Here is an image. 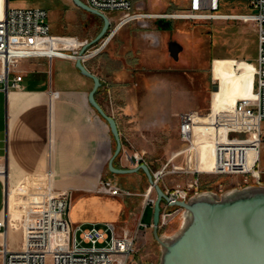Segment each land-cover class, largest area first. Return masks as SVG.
<instances>
[{
  "label": "crops",
  "instance_id": "crops-1",
  "mask_svg": "<svg viewBox=\"0 0 264 264\" xmlns=\"http://www.w3.org/2000/svg\"><path fill=\"white\" fill-rule=\"evenodd\" d=\"M70 3L72 6L66 11H70L74 17L73 7L80 8L72 1ZM5 7L18 8L11 7L9 0H0V17ZM66 17L72 18L67 14ZM120 17L121 14L118 17L110 16L113 30L108 36V43L100 52L85 58L84 65L100 79L101 86L95 93L96 101L108 115L114 117L124 137L134 123H142L146 127L147 120L142 117L146 116L148 103L146 98L139 101L135 97L136 92L141 93L150 88L153 91L154 111L162 117V93L165 89L169 90L173 82L169 78L164 79L162 73L159 74L163 67V59L158 56L161 37L136 28L135 22L119 26ZM159 19L160 27L164 23L171 25L170 22H161L165 18ZM50 27L53 35L68 36L54 32L51 23ZM95 27L99 30L98 24ZM161 32L164 34L167 30ZM150 35L157 37L158 44H153ZM149 61L155 67L153 76L147 75ZM75 64L76 59L71 58L34 57L21 60L13 69L10 81L12 83L16 76H22L19 87L11 88L8 92L0 91V160L6 165V179L10 188L30 187L37 183L40 186L45 183L46 173L50 171L53 173L55 189L68 196V218L72 223L89 225L111 222L119 231L131 232L141 218L139 212L142 201L138 196H112L102 190V180L118 182L117 177L108 174L109 162L114 153L113 136L108 123L89 102L93 81L83 76ZM253 73L252 63L249 70L241 71V77L246 79L245 84L250 92L240 99L253 96ZM237 101L229 104L212 100L213 113L209 115L208 128L193 130L199 145L208 143L207 133H217L212 126L216 116H233ZM136 110L140 112L138 118L134 115ZM245 124L232 123L240 127L247 126ZM183 153L179 152L173 158ZM254 157L255 153L251 151L248 154L250 164ZM114 164L119 168L135 167L131 152L125 149L116 163L114 160ZM197 166L205 165L198 163ZM130 178L140 184L141 174H132ZM43 195L41 189H35L28 199L32 204L40 203ZM11 198L7 194V183L0 178V217L4 214L7 217V228L3 233L0 232V247L6 245L9 250L17 251L22 248L23 242L24 200L18 205V198L14 202ZM148 208L152 206L146 210ZM152 223L146 224L147 228L139 229L135 225L136 232L144 234L151 229ZM3 263L4 258L0 254V264Z\"/></svg>",
  "mask_w": 264,
  "mask_h": 264
},
{
  "label": "rangeland",
  "instance_id": "rangeland-1",
  "mask_svg": "<svg viewBox=\"0 0 264 264\" xmlns=\"http://www.w3.org/2000/svg\"><path fill=\"white\" fill-rule=\"evenodd\" d=\"M71 1L9 0V3L11 7L46 9L54 32L64 33V35L74 37L79 41H83L82 39L93 40L98 35L97 31H99L95 29V26L98 24V28H102L103 20L76 7H73L75 15L72 17L70 11L68 13L66 11L69 6H72ZM132 1L135 8L143 13L155 15L191 13L190 0ZM218 13L244 15L251 14L253 11L250 9L247 0H220ZM66 14L72 18L69 19ZM112 15L118 17L120 14L114 13ZM160 20H145L148 25L145 28L137 22L134 25L138 29L140 28L150 33L153 32L157 37H161L158 56L163 59V67L162 70H159V74L161 75L162 73L163 78H169L173 84L172 87L168 85L171 88L169 90L165 89L162 93V117L154 111L155 103L151 96L153 91L150 88L141 93L136 92L135 97L139 101L146 98L148 103L147 110L145 109L146 116L142 117L143 120H147L145 122L146 127L142 123H134V126H130L128 135L123 137L120 134L122 148L119 155L115 158V163L124 153V149L131 152V160L135 155L142 157L152 172H163L158 184L164 191L174 188L185 189L196 177L199 178V193L212 191L220 196L234 188L241 189L250 185L264 186V142L262 143L260 161L257 167L261 174V184H257L250 175H219L210 173L214 164L213 141L217 139L218 133H213L212 136L206 134L208 143L198 146H193L192 142H183L179 134V116L181 113L187 111L195 112L198 118L195 121L194 130H206L208 128L209 115L213 111L212 100L216 103L226 102L233 104L238 99L246 97L245 95L250 92L245 84L246 79L241 77V71L249 70L251 63L255 62L256 25L251 22L245 23L243 21L222 19L165 18L161 22H170L171 25L167 26L164 23V26L160 27ZM112 30L113 26L109 28V32L103 39L107 38ZM164 30H167V32L163 34L161 31ZM172 43H177L180 46L178 60H174L170 54L169 48ZM150 62H148L147 75L153 76L156 73L155 67H152ZM214 86H218L219 90L214 92ZM166 110L169 113H166ZM139 113V110H136L134 115L138 118ZM194 139L196 140L195 137ZM113 147L115 150L116 142L114 137ZM183 150L187 151L173 158L175 154ZM198 163L206 167H198ZM114 166L119 168L115 164ZM183 170H199L200 173H195L197 174L196 176L192 172H180ZM108 172L114 178L117 177L118 182H112L110 179L102 181H109L122 190L128 191L131 193L130 196L140 197L142 201L139 212L140 219L144 224L149 225L153 221V206L143 210L145 194L150 188L146 175L139 171L141 179L140 184H137L130 178L132 174H115L110 172L109 169ZM38 184L23 188H10L11 193L9 195L10 198L12 197V202L16 201L14 200L15 198H18V205L23 200L22 204H26L29 194L35 189L40 190L41 185L39 186ZM150 198L156 200L154 188L151 191ZM181 214L182 211L174 218L160 224L159 234L163 237L175 234L181 224ZM139 220L135 223L136 226ZM135 225L129 232L132 235L137 234V239L135 250L128 264H158L160 247L153 237L152 227H150L149 231L140 235L136 232ZM116 230L120 235L125 232V230L119 231L117 226Z\"/></svg>",
  "mask_w": 264,
  "mask_h": 264
},
{
  "label": "built area",
  "instance_id": "built-area-1",
  "mask_svg": "<svg viewBox=\"0 0 264 264\" xmlns=\"http://www.w3.org/2000/svg\"><path fill=\"white\" fill-rule=\"evenodd\" d=\"M89 7L106 14L108 17L120 13L118 25L131 22L139 23L143 28L149 19H222L251 22L257 29V54L254 65L253 96L238 100L233 107V116L219 114L214 118L213 128L217 130V140L213 141L214 164L213 174H230L252 176L257 184H261V174L257 170L260 161V151L264 142V0H247L251 14L235 15L220 14V0H191L190 12L187 14H148L137 10L132 0H82ZM110 18V17H109ZM153 44L158 41L150 35ZM109 38L89 47L84 53L85 58L100 52L108 43ZM89 42L79 41L74 37L53 35L49 23V13L43 8H9L5 7L0 17V91L8 92L17 89L22 76H16L11 83L10 74L23 59L34 57H58L46 53L50 47L66 54V57L77 59L80 50ZM177 43L170 45L174 50ZM180 48L177 51V59ZM173 56L172 52H170ZM175 58V57H174ZM211 111L210 115H212ZM195 112L181 113L179 116V134L183 142H192L194 124L197 119ZM245 122L247 126H233L234 122ZM212 128V127H211ZM211 135V133H207ZM189 150V149H187ZM183 150L181 152H186ZM253 151L255 157L252 164L248 154ZM135 165L145 164L142 157L132 158ZM183 173H200L199 170L181 171ZM158 183L163 172H152ZM6 165L0 160V178L5 181ZM195 176V177H196ZM53 173H46V181L40 186L44 192L41 202L32 204L28 197L22 207V248L9 250L6 245L0 247L4 258L3 264H128L134 250L137 234L125 231L117 233L114 223L76 224L68 218L69 199L66 194L58 192L53 186ZM153 187L147 190L143 210L153 206L155 200L150 198ZM102 190L112 196H130L126 190L115 186L109 181H102ZM167 200L161 204L159 225L174 218L183 209L175 203L188 201L199 193V178H194L185 189L174 188L164 191ZM7 194L8 189H7ZM151 227L153 224L150 225ZM147 228L141 219L137 224ZM7 228V217H0V232Z\"/></svg>",
  "mask_w": 264,
  "mask_h": 264
},
{
  "label": "water",
  "instance_id": "water-1",
  "mask_svg": "<svg viewBox=\"0 0 264 264\" xmlns=\"http://www.w3.org/2000/svg\"><path fill=\"white\" fill-rule=\"evenodd\" d=\"M78 8L100 17L103 26L98 35L79 52L76 68L94 83L89 102L108 123L115 139L116 148L109 162V170L115 174H134L142 171L156 192L153 205V237L160 247L158 264H264V186L250 185L234 188L221 196L212 191L200 192L188 201L175 205L183 209L179 229L169 237L159 234L161 204L167 200L164 190L154 180L150 168L140 164L123 169L114 166L122 142L113 116L108 115L98 104L95 93L101 86L100 79L84 65L86 50L99 43L109 32L110 18L82 0H72ZM177 45L172 52L177 59ZM214 92L219 90L213 87Z\"/></svg>",
  "mask_w": 264,
  "mask_h": 264
},
{
  "label": "bare ground",
  "instance_id": "bare-ground-1",
  "mask_svg": "<svg viewBox=\"0 0 264 264\" xmlns=\"http://www.w3.org/2000/svg\"><path fill=\"white\" fill-rule=\"evenodd\" d=\"M46 53H48L50 55H53V56H58V57L64 56V57H66L65 56L66 54H63V53L58 52V51H55V50L52 49V47H50L48 50H46ZM243 123H245V122L243 121ZM243 127H245V126H243ZM214 131L217 132V130H214ZM192 144H193V146H198L199 145L198 141L195 140L194 137H192ZM4 179H5V182L7 183L8 193L10 194V186L8 185V180L6 179V177Z\"/></svg>",
  "mask_w": 264,
  "mask_h": 264
},
{
  "label": "trees",
  "instance_id": "trees-1",
  "mask_svg": "<svg viewBox=\"0 0 264 264\" xmlns=\"http://www.w3.org/2000/svg\"><path fill=\"white\" fill-rule=\"evenodd\" d=\"M100 30H101V28L99 29V32H100ZM99 32H98V33H99Z\"/></svg>",
  "mask_w": 264,
  "mask_h": 264
}]
</instances>
